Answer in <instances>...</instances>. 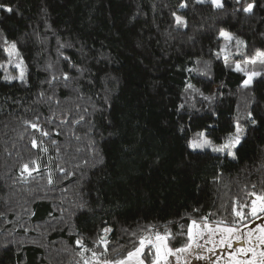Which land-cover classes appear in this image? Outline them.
I'll return each instance as SVG.
<instances>
[{"label":"trees","instance_id":"obj_1","mask_svg":"<svg viewBox=\"0 0 264 264\" xmlns=\"http://www.w3.org/2000/svg\"><path fill=\"white\" fill-rule=\"evenodd\" d=\"M222 3L0 0V264L116 262L263 213L264 0ZM237 124L233 156L189 147Z\"/></svg>","mask_w":264,"mask_h":264},{"label":"rangeland","instance_id":"obj_2","mask_svg":"<svg viewBox=\"0 0 264 264\" xmlns=\"http://www.w3.org/2000/svg\"><path fill=\"white\" fill-rule=\"evenodd\" d=\"M248 75L249 74L246 75L245 80L248 78ZM200 133L203 132H198L191 141H200L202 139L208 140V135L203 133L204 136L200 137ZM226 140L220 143H213L212 146L220 147L225 144ZM208 148L212 149L211 146H208ZM227 151L228 150L225 149V151L222 152L227 153ZM257 197L258 196L254 197L257 213H262L259 211L262 202L258 200ZM205 225H207V227H205ZM190 226L193 229V239L191 241L188 240V243L186 244V246L191 244L188 251L175 252L174 255H169L166 260L161 261V264H237V262H239V264H248L249 259L252 258V254L251 252L245 253L242 250L255 248L257 253L264 250V244L260 243L261 236H264V232L261 231V229H264V212L259 216H256L250 222L239 227L196 222H192ZM225 228H233L235 229V232L229 236L228 233L223 231ZM197 233H199V235H197ZM144 241L145 245L138 257L128 259L127 254V256L121 260L126 261V264H139V261L141 260L143 261V264H153L156 257V249L153 247V244L158 243L156 241V235L150 239H144ZM149 241H152V243H149ZM229 244H231V247H229ZM140 246L141 245L139 244L131 252H135ZM146 246L152 247L153 261L151 263H147L142 258V253ZM186 246L177 249L185 248ZM111 264H115V262H111Z\"/></svg>","mask_w":264,"mask_h":264},{"label":"snow or ice","instance_id":"obj_3","mask_svg":"<svg viewBox=\"0 0 264 264\" xmlns=\"http://www.w3.org/2000/svg\"><path fill=\"white\" fill-rule=\"evenodd\" d=\"M197 2L198 3H204V2H206V0H197ZM235 2L237 4H240L241 0H235ZM211 3L213 5V7L216 9H221L224 7L222 0H211ZM185 7H187V5L185 3L180 4V8H185ZM0 8H3L5 11H7L9 13H11L13 11V9L11 7H6L2 4H0ZM253 8H254V5L249 3V4H247L246 7L243 8V11L246 14H251L253 11ZM173 16L175 18L177 27L186 26L185 21L183 20V18L181 16L176 15V13H173ZM220 36L224 37L226 40H231L233 38L231 36V34L225 32L223 30H221ZM238 43H243V42L238 41ZM15 48H16V45L12 44L11 49L15 50ZM9 54H12V53H9ZM256 60H260L261 63H264V52L257 51L255 56L252 58L251 62L255 63ZM18 67H19V65H18ZM236 70L237 71L241 70V66L239 64L236 66ZM257 75H260V73L252 72L251 74H249L248 78L243 82L242 87H248L250 85L253 77H255ZM23 78H24V74H23V71H21L20 79L22 80ZM65 79H67V76H65ZM253 123H255V121H253ZM32 127L37 128V125L33 124ZM242 132H243V129L239 126V124H237L236 133L234 135H230L227 138L225 144H223L220 147L212 146L211 141H209L207 139H202L200 141H190L189 147L196 149V148H204L206 146H211L212 150L216 151V152H222V151H225V149H227L228 150L227 154L229 156H233L234 154L231 151V149L235 148L236 145H238L240 143ZM43 134L47 135V133H43ZM199 136L203 137L204 134L200 133ZM33 147H36L35 141H33ZM44 150L46 151V149H44ZM24 170L28 171V165H24ZM29 175H31L30 172H29ZM51 182H52V180H51V178H49V183H51ZM257 199L262 202L261 206L259 208V211L264 212V196L257 197ZM252 204H253V207H252L251 214L256 215L257 214L256 201L253 200ZM236 215L241 216L242 214H241V212L237 211ZM205 227H207V225H205ZM105 231H108V229H105ZM223 231L228 233L229 236H231L235 232V229L225 228V229H223ZM261 231L264 232V229H261ZM197 235H199V233H197ZM188 236H189V241H191L193 239V229L191 226L189 227V230H188ZM101 239H103V237H101ZM167 239H168L167 236H161L159 234L156 235V241L158 243L153 244V247L156 249V257L153 261V264H161V261L166 260L167 256L174 255L175 252H186L191 247V244H189L185 248L173 250L172 248L168 247V245L166 243ZM77 243H79V241ZM149 243H152V241H149ZM222 243H223V241H222ZM260 243L264 244V236H261ZM140 245H141L140 248H137L135 252H129L128 253V259L139 256V254L141 253V250L143 249V247L145 245V241L143 239L140 241ZM229 247H231V244H229ZM242 251H244L245 253L251 252V254H252V258L249 259L248 264H264V250L260 251L259 253L256 252L255 248L244 249ZM104 264H111V262L105 261ZM115 264H126V261H124V260L117 261V262H115ZM139 264H143V261L142 260L139 261ZM237 264H239V262H237Z\"/></svg>","mask_w":264,"mask_h":264},{"label":"water","instance_id":"obj_4","mask_svg":"<svg viewBox=\"0 0 264 264\" xmlns=\"http://www.w3.org/2000/svg\"><path fill=\"white\" fill-rule=\"evenodd\" d=\"M106 236H107L106 234H105V235H103V238H106Z\"/></svg>","mask_w":264,"mask_h":264}]
</instances>
